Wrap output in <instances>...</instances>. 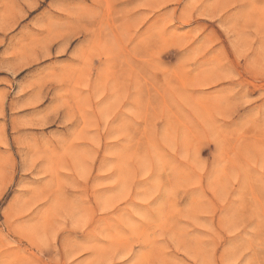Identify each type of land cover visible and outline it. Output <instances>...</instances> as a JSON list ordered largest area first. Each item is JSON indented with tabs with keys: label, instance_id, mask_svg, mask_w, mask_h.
I'll use <instances>...</instances> for the list:
<instances>
[{
	"label": "rangeland",
	"instance_id": "rangeland-1",
	"mask_svg": "<svg viewBox=\"0 0 264 264\" xmlns=\"http://www.w3.org/2000/svg\"><path fill=\"white\" fill-rule=\"evenodd\" d=\"M0 264H264V0H0Z\"/></svg>",
	"mask_w": 264,
	"mask_h": 264
}]
</instances>
